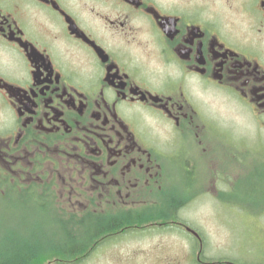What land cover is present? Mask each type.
<instances>
[{
	"label": "flooded vegetation",
	"instance_id": "af4514ba",
	"mask_svg": "<svg viewBox=\"0 0 264 264\" xmlns=\"http://www.w3.org/2000/svg\"><path fill=\"white\" fill-rule=\"evenodd\" d=\"M261 133L264 0H0V199L100 243L174 230L184 259L236 264L205 262L180 215L237 207L235 163L264 165Z\"/></svg>",
	"mask_w": 264,
	"mask_h": 264
},
{
	"label": "rangeland",
	"instance_id": "374dc122",
	"mask_svg": "<svg viewBox=\"0 0 264 264\" xmlns=\"http://www.w3.org/2000/svg\"><path fill=\"white\" fill-rule=\"evenodd\" d=\"M225 114L227 113L223 110V115ZM229 115L230 119L228 116L218 118L231 125H237L238 118L232 111ZM242 133L244 132L239 128L235 129L233 138L237 140L236 136L244 134L252 138H246L248 141H254L256 138L254 130L251 133ZM261 135L264 138V133ZM239 163H235L237 164L235 171L238 172L240 167L245 169L238 174L240 179L237 180L233 196L236 208L217 210L199 201L187 212L179 215L193 229H199L208 238L205 251L215 252L214 261L264 264V165L258 166L256 171H252L251 175L245 178L248 166L256 163L257 167V161L247 162L248 166L246 163L243 165ZM61 217L62 219H58L49 207L36 204L28 196L10 194L6 198H1L0 253L9 250L12 245H29L37 248V253L33 254L36 258H39V255L45 256L43 253L59 251L64 245L68 250H72L71 243L79 227L84 238L78 239L82 243L78 250H82V253L70 257L67 264H195L184 259L183 252L187 245L182 236L174 230L167 232L168 234L156 231L147 234L118 233L100 243V239H93L98 230L91 224L85 226L66 224L64 221L67 217L64 211H61ZM165 255H168V258L161 259ZM53 256L48 254L43 259H52ZM210 261L212 260H205Z\"/></svg>",
	"mask_w": 264,
	"mask_h": 264
},
{
	"label": "trees",
	"instance_id": "16d2710c",
	"mask_svg": "<svg viewBox=\"0 0 264 264\" xmlns=\"http://www.w3.org/2000/svg\"><path fill=\"white\" fill-rule=\"evenodd\" d=\"M64 223H67V221H64ZM71 225V224H69ZM77 235L74 238V240L72 241L73 243H71L73 245V249L72 250H68L65 245L63 247H61V249H59V251H55L53 250L52 252H50V254L54 255L53 257H51L52 259H43V257H45L48 253L44 254L45 256H41L39 258L34 257L33 254H36L38 249L35 247H30L28 246H21V245H12L11 248H9V250L5 251V252H1L0 253V264H45V263H49V262H54L55 264H67V262L70 261V257H73L75 255H78V253L81 250L79 249V246L82 245L81 242L78 241V239L80 238L81 240L84 239L81 235V232L79 230V227H77ZM75 231V229H74ZM91 236L88 237V239L90 240ZM80 240V241H81ZM87 240V241H89ZM71 242V241H70ZM80 244H79V243ZM67 246V245H66ZM66 249V250H65ZM79 251L78 253H75ZM78 259H75V261Z\"/></svg>",
	"mask_w": 264,
	"mask_h": 264
}]
</instances>
